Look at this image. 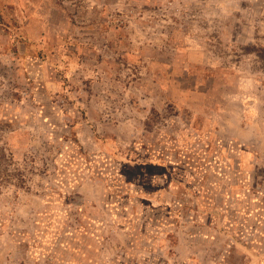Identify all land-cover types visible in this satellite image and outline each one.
Masks as SVG:
<instances>
[{
  "label": "rangeland",
  "instance_id": "1",
  "mask_svg": "<svg viewBox=\"0 0 264 264\" xmlns=\"http://www.w3.org/2000/svg\"><path fill=\"white\" fill-rule=\"evenodd\" d=\"M0 148V264H264V0H0Z\"/></svg>",
  "mask_w": 264,
  "mask_h": 264
},
{
  "label": "trees",
  "instance_id": "2",
  "mask_svg": "<svg viewBox=\"0 0 264 264\" xmlns=\"http://www.w3.org/2000/svg\"><path fill=\"white\" fill-rule=\"evenodd\" d=\"M75 155L73 156V158H75ZM83 158L85 157L81 156L79 159H83ZM134 169L137 170V167H135ZM27 180L28 179H27L25 170L23 168H20L19 165L15 163L14 155L12 153H8L6 149L0 148V182H4L5 184H14L17 188L24 189L27 187ZM183 207L184 206H182V208ZM80 212L81 214H85L86 210L80 207ZM178 213H180V209H177L176 211L171 210V211H168V214L165 216L167 218L172 219L174 216L178 217ZM124 219L126 220H123V223H120V225L131 224V222L133 221V220L129 221L130 216H128V214H125ZM173 219L178 220L177 218L176 219L173 218ZM81 228L84 230L83 233L85 235L91 234V230H88L89 227L82 225Z\"/></svg>",
  "mask_w": 264,
  "mask_h": 264
},
{
  "label": "crops",
  "instance_id": "3",
  "mask_svg": "<svg viewBox=\"0 0 264 264\" xmlns=\"http://www.w3.org/2000/svg\"><path fill=\"white\" fill-rule=\"evenodd\" d=\"M122 189L121 190H124V187H121ZM264 205V203H262ZM180 205V204H179ZM127 211V210H126ZM233 212V215L236 217L239 212L237 211H232ZM125 214H128V211L125 213ZM127 216V215H126ZM126 220V219H124ZM129 221H132V219L130 218ZM134 221V220H133ZM133 221L131 222V224H123L122 226L125 228V230L127 231H132L133 229Z\"/></svg>",
  "mask_w": 264,
  "mask_h": 264
}]
</instances>
